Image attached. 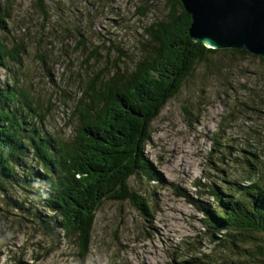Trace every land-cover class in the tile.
<instances>
[{
  "label": "trees",
  "instance_id": "1",
  "mask_svg": "<svg viewBox=\"0 0 264 264\" xmlns=\"http://www.w3.org/2000/svg\"><path fill=\"white\" fill-rule=\"evenodd\" d=\"M163 2L168 3V16L147 28L149 41L143 49V57H147V49L158 51L150 57L151 68H134L131 71L119 68L104 80L102 92L93 91L97 96L96 101L89 98L90 102L83 104L82 100L74 139L63 143L57 154L54 153L55 141L48 136L54 134L43 126L45 114L40 112L42 98L39 100L33 85H24L20 81L8 87L7 83L0 84V169L7 177L12 174L13 179L11 183L7 180V189L0 187V251L7 253V248L12 249V242L24 231L25 228L16 225V222L32 223L28 221L30 218H12L7 228L13 210L22 214L24 209H28L33 221L35 215L41 213L45 223L52 227L53 231L32 223L41 237L39 262L66 247L63 242L69 241L72 248L68 249L72 250L71 256L75 263L86 264L92 254L97 215L106 202H117L121 206L130 203L138 207L141 202L151 201L152 209L147 214H154L144 219L150 223L155 221L157 211L152 197L144 189L134 188L130 183V179L137 175L142 184L155 182L158 185L165 181L174 185L155 166L154 161L149 164L155 174L153 178L146 173L145 164L138 163L140 151L137 142L148 145L152 139L149 125L159 115L153 91L157 103L163 109L168 100L181 91L199 63L208 62L211 54L217 51L210 50L211 53H208V50H201L203 43L189 39L192 17L184 9L181 0H156L155 5ZM32 9L33 17H40L42 26L49 23L52 17L49 0H33ZM64 16L66 21L58 31L62 38L49 37L39 23L16 22L17 28L35 42L36 55L42 61L45 57L42 49L61 59V52L55 47L59 44L70 45L74 55L87 51L94 54L97 50L95 37L88 40L86 16L74 6L69 7ZM7 22L8 19L0 14V28H6ZM103 36L107 37L106 34ZM84 44L89 47L85 49ZM24 47L23 43L10 46L0 38V67L7 66L8 58L20 62ZM226 51L236 56L248 54L259 58L245 49ZM67 59L62 61L66 63ZM155 69L162 72L157 82L149 73ZM169 71H172L170 80H164L165 73ZM107 93L109 96L106 98ZM127 136L132 141H127ZM39 138H44L50 145V168L54 169L53 173L58 178L54 182L51 181L43 155L37 147H33L32 141ZM19 155L32 158L35 170L41 171L44 179L41 180L36 171H26L23 175L26 184H18L19 161L16 157ZM240 159L239 168L221 177L219 183L215 182L202 194L201 204L184 189L176 187V190L179 196L189 199L203 215V228L209 231L212 240L234 237L239 249L246 252L250 238L255 237L260 241L264 236L259 223L261 220L264 225V172L259 171V163H263L259 145L247 150ZM156 176H162L163 180H158ZM54 184L58 187L54 188ZM16 187L19 188L17 192ZM20 191L31 192L32 199L28 196L17 198ZM53 191L59 195V201L53 198ZM134 193L135 198H132ZM58 208L61 212H57ZM76 217L79 219L76 220ZM55 229H59L58 232ZM197 259L193 254L179 261L174 260V263L198 264ZM15 261L16 254L13 253L12 263ZM246 263L264 264V258L249 255ZM18 264L25 262L20 260Z\"/></svg>",
  "mask_w": 264,
  "mask_h": 264
},
{
  "label": "rangeland",
  "instance_id": "2",
  "mask_svg": "<svg viewBox=\"0 0 264 264\" xmlns=\"http://www.w3.org/2000/svg\"><path fill=\"white\" fill-rule=\"evenodd\" d=\"M134 1L49 0L52 17L42 26L40 17L32 15L33 0H0V14L8 19L6 28H0V38L10 46L25 45L20 62L8 61L7 68H0V84L7 83L8 87L20 81L33 85L39 100L42 98L43 126L54 136L60 135L59 141L68 142V135H74L76 121H70L69 111L73 108L78 115L81 101L84 104L89 100L88 93L82 92L80 87L88 88L86 80L95 66L93 59L104 65L111 59L114 72L118 66L133 70L148 40L146 28L168 16V3L155 5L154 0L150 12L141 14L131 8ZM72 6L86 16L88 40L95 37L97 50L94 54L87 51L74 55L70 45L59 44L55 47L61 52V59L42 49L45 55L42 61L36 55L35 42L17 28L16 22L39 23L47 34L52 27L59 30L66 21L59 11H67ZM108 46L117 54L111 53ZM83 47L89 46L84 44ZM233 56L235 54L226 49H217L207 63L200 62L181 91L167 102L163 113L152 122L158 137L155 135L154 141L152 133L147 146L152 149L155 164L159 162L165 178L174 184L162 181L156 187L159 196L157 200L152 199L157 211L155 221L147 222L138 211L124 220L119 210L125 206L107 202L98 212L92 254L86 264H175L174 260L193 254L198 257L199 264H247L249 255L264 258V236L260 241L250 238L246 252L239 249L234 237L212 240L209 231L203 228V215L176 190V187L184 189L201 204L202 194L227 175L220 169L221 162L209 153V141L215 136L230 144L238 158L258 144L263 162L260 169L264 167V54H260V58L243 54L235 60ZM64 59L68 62L62 61ZM57 61L61 65H56ZM49 73L54 74L56 80H52ZM69 128L74 131L68 133ZM154 142L158 145L157 152L153 149ZM185 175L189 178L187 189L183 188ZM130 183L144 190L153 184H142L137 175ZM25 196L32 199L31 192L17 193V198ZM34 226L28 222L12 242V249L7 248V253L0 251V264H18L20 260L25 264H77L71 256L72 250L66 247L39 262L41 251L37 240L41 237ZM46 246L47 243L43 247L44 254ZM13 253L16 263H12Z\"/></svg>",
  "mask_w": 264,
  "mask_h": 264
},
{
  "label": "bare ground",
  "instance_id": "3",
  "mask_svg": "<svg viewBox=\"0 0 264 264\" xmlns=\"http://www.w3.org/2000/svg\"><path fill=\"white\" fill-rule=\"evenodd\" d=\"M91 2H95V0H91ZM152 5H153V0H135L132 3L131 8L134 11H136V12H139L141 14H146V13L150 12V10L152 9ZM158 5H159V3H158ZM126 7H128V6H126ZM59 12H60L61 15H63L66 11L65 10H60ZM116 18L119 21H121V19L118 16H116ZM193 22H194V20H193ZM58 31L59 30L57 28L52 27V29L49 32H47V35L49 37H52V38H62L63 36L60 33H58ZM188 35H189V39L190 40H192L195 43L197 42L196 40L191 38L190 34H188ZM161 47H162V44H160V49H161ZM107 48H108V50L111 53H116L117 54V51L115 49H113L112 47L108 46ZM211 48H212V46H209V45L204 43L203 47L201 48V50H208V53H211L210 50H217L218 49L216 47H213L214 49H211ZM157 52L158 51H152V50L147 49L146 50L147 57L139 58L137 63L135 64L134 68H145V67L151 68L150 57L156 55ZM29 54H30V50H29ZM161 55H162V52H160V56ZM237 57L238 56H236V55L233 56V60H235ZM93 60H94V65L95 66L93 67V69L91 71L90 78L88 80H86V84L88 85V88L84 89L82 86L80 88L82 89V92L88 93L89 98L92 99V101H96L97 100V96H95L93 91L98 90V91L102 92L103 91L102 83L104 82V80H106L108 77H110V75L114 72V70H113V68H111V66H112L111 65L112 64V60L111 59H109L107 61V65L106 64L105 65L102 64L96 58H94ZM205 63H207V62H205ZM56 65H61L60 61H57ZM119 68L120 67L118 66L116 68V70L119 69ZM171 72L172 71H169V72L165 73L164 80H170ZM149 73L153 76V79L156 82H157V80H159V78L161 77V74H162V72L157 70V69H155L154 71H151ZM49 75H50V78L52 80H56V76H54V74L49 73ZM55 85L56 84H53V85L51 84V86H53V87H55ZM107 96H109V93H107L106 98H107ZM153 97H154V100L156 102L157 110L159 112V115L156 117V119H157L163 113V110L161 109L160 105L157 103L158 100H156V98H155L154 91H153ZM87 102H90V100H87ZM69 119H70V121H74L75 120L76 121V127H77V125H78L77 115H76V111L73 108L69 111ZM76 127H75V129H76ZM149 129L154 134V141H155V135H156V137H158V136L155 133V130H153V123L149 125ZM74 130L69 128V130H68L69 132L68 133H70V132H72ZM48 136H49L50 139L55 141L54 145H56V146L54 147V153L57 154L58 151L61 150V148L63 146V143H65L66 140H61L59 142L58 140L61 138L60 135H58V136H54L53 135L54 136L53 137V136L48 134ZM68 136H69L70 140L74 139L72 134H69ZM127 141H132V139L127 136ZM137 143H139L138 147H139V151H140L139 154H138V163L140 165L141 164H145L146 173L148 175H150V177L153 178L155 176V174H153V171H152V169L150 168V165H149L150 162L154 161V157L152 156V149L150 150V147L147 146L146 144H143V143L140 144L141 141L140 142L138 141ZM32 144H33V147H37L38 148V152L43 155L44 161L46 162V164L48 165L49 170H50L51 181L54 182L55 179H58V178H56L55 174L53 173L54 169L50 168L51 160H50V158L48 156V151H49V148H50L49 143L44 138H39V139H37V141H32ZM153 149L156 152L158 150V145H157V143L155 145V142H154ZM209 153L213 157H216L217 161L221 162L220 169H221L222 173H224V174H229V173L233 172L236 168H239V166H240L241 159L236 157L233 154V147L230 144L229 145L226 144L224 142L223 138H221V137L215 136L213 138V140L209 141ZM32 154H33V157H34V152ZM16 158L19 161V164H18L19 171L17 173L18 184H26L24 179H23V175H24V173H26V171H36L40 175V177H41L40 179L41 180L44 179L42 172L41 171L39 172L38 170H35V164H34L35 162L34 161L31 162L32 158H25L22 155H19ZM211 161L212 162H216V160H214V159H212ZM261 165H262V163H259V169H260ZM155 166L159 169V162L158 161H156ZM242 170H243V168H242ZM259 171L263 173L264 172V167H262ZM132 173H133V171H132ZM189 174H190V172H189ZM11 175L12 174H10L9 177H7V175H5V173H3V169H0V187L1 188L7 189L9 187V185H7L6 182L8 180L11 183V181L13 180L11 178ZM191 175H193V174H191ZM156 178L158 180L159 179L163 180L162 176H156ZM188 181H189V178L187 177V175H185L183 177V184H184L183 188L187 189V188L190 187L189 185H187ZM151 183H153V184H151L149 187H147L145 189V192L148 193L152 197L153 200H157L159 195L157 193V189L158 188H156V187H158V185L155 182H151ZM54 185H55V186H53L54 188L58 187V186H56V184H54ZM134 188H137V186H134ZM18 189L19 188L16 187L15 191L17 192ZM53 198H55V200L59 201V195L56 194V192H54ZM132 198H135V193L132 194ZM106 203H104V204H106ZM151 203H152L151 201L146 202V203H142L141 202L140 204H138V207L137 206H133L130 203H126L124 209H120L119 210V214H120V216L123 217L124 220H128L130 214H135L136 211H139V214L142 217L152 216L154 214V212H151V213L147 214V212H149L152 209ZM70 204H71V202L69 203V205ZM59 206H60V204H59ZM57 212H61V209L58 208ZM16 214L17 213L13 210L12 211V217L10 218V220L7 221V228L10 225V222H11L12 218L15 217ZM46 214L48 216H50L49 213H46ZM22 217H26L28 219L30 218L31 220H28V221H32V223H34L35 225H37V226L40 225L42 227H47L49 230L53 231L52 227H50L49 225H47L45 223V221L43 220L44 216L41 213H37L35 215V218H34L35 221H33L32 217H31V212L28 209H24V212L22 214L18 213L17 217L13 218V219L14 220H19ZM77 219H79V218L76 217V220ZM259 223L261 225L262 231L264 232V225H263L262 221L259 220ZM16 225L23 226V228L27 227L26 222H25V224H20L19 222H16ZM57 230H59V229H55V232H58ZM37 241L41 242L40 239H38ZM67 248H72V246L70 245L69 241H67V243H66V249Z\"/></svg>",
  "mask_w": 264,
  "mask_h": 264
},
{
  "label": "water",
  "instance_id": "4",
  "mask_svg": "<svg viewBox=\"0 0 264 264\" xmlns=\"http://www.w3.org/2000/svg\"><path fill=\"white\" fill-rule=\"evenodd\" d=\"M192 39L221 49L264 54V0H181ZM194 20V22H193Z\"/></svg>",
  "mask_w": 264,
  "mask_h": 264
},
{
  "label": "clouds",
  "instance_id": "5",
  "mask_svg": "<svg viewBox=\"0 0 264 264\" xmlns=\"http://www.w3.org/2000/svg\"><path fill=\"white\" fill-rule=\"evenodd\" d=\"M150 27V26H149ZM148 28V27H147ZM147 28H146V34H147ZM147 36H148V40L144 43V45H143V49L145 48V44L149 41V35L147 34ZM211 49H214V48H211ZM219 49H221V48H219ZM143 51V50H142ZM143 55H144V52H143ZM143 55H142V57H143ZM260 58V57H259ZM11 59L10 58H8L7 59V66L6 67H0V68H7L8 67V61H10ZM21 61V60H20ZM170 100V99H169ZM168 100V101H169ZM167 104V103H166ZM196 262L198 263V261L196 260ZM199 264V263H198Z\"/></svg>",
  "mask_w": 264,
  "mask_h": 264
}]
</instances>
